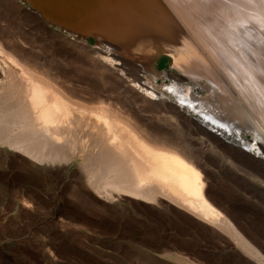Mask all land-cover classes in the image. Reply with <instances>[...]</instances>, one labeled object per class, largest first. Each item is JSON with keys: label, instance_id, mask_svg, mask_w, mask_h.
<instances>
[{"label": "bare ground", "instance_id": "6f19581e", "mask_svg": "<svg viewBox=\"0 0 264 264\" xmlns=\"http://www.w3.org/2000/svg\"><path fill=\"white\" fill-rule=\"evenodd\" d=\"M21 1L34 9L27 19L34 25L48 21L72 40L92 36L97 63L80 52L75 61L64 56L62 79L49 58L42 69L30 61L35 53L23 63L0 41V149L25 155L35 168L54 166L58 175L73 171L103 203L130 197L178 207L227 235L252 264H264L219 203L264 187V0ZM161 55L172 61L164 72L153 65ZM69 77L86 82L89 95ZM160 78L170 83L159 87ZM119 79L145 100L170 104L187 129L158 121L148 134L113 97L97 98Z\"/></svg>", "mask_w": 264, "mask_h": 264}, {"label": "rangeland", "instance_id": "374dc122", "mask_svg": "<svg viewBox=\"0 0 264 264\" xmlns=\"http://www.w3.org/2000/svg\"><path fill=\"white\" fill-rule=\"evenodd\" d=\"M34 12L21 0H0V41L21 62L32 61L42 69L44 61H50L55 68L52 73L60 76V67L67 60L75 61L76 53L93 55L91 50L97 41L92 36L72 40V34L57 25H48V21H37L34 25L35 21L27 20ZM4 29H9L8 33ZM101 44L107 46L106 42ZM61 45L65 53L59 54ZM87 58V62L92 58L90 62L97 63L94 55ZM171 62L169 56L161 55L153 65L164 72L170 69ZM127 63L124 60L123 72L129 73L132 68ZM113 66L105 65L111 71ZM130 72L131 77L133 70ZM173 72L178 74L176 69ZM70 79L84 97L89 95L86 82ZM156 83L160 87L169 84L170 79L160 78ZM111 84L109 95L97 92V98L113 97L112 105L120 108L142 131L149 134L158 121L164 128L177 125L187 129L170 104L143 99L130 89L131 83L126 80ZM110 98L104 101L109 102ZM169 99L174 101L173 97ZM187 135L190 136V131ZM246 137L251 139L250 135ZM27 159L17 151L0 149V264H252L227 235L178 207L138 203L130 197L103 203L90 189L80 188L73 171L58 175L54 166L38 164L35 168ZM249 191L241 190L234 196L239 202L219 203L264 254V187L261 194ZM245 204L250 207L247 209ZM169 253L177 255L171 257Z\"/></svg>", "mask_w": 264, "mask_h": 264}]
</instances>
